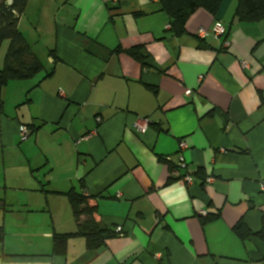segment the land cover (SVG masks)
<instances>
[{
  "label": "crops",
  "instance_id": "obj_1",
  "mask_svg": "<svg viewBox=\"0 0 264 264\" xmlns=\"http://www.w3.org/2000/svg\"><path fill=\"white\" fill-rule=\"evenodd\" d=\"M38 9L48 51L36 41L33 51L44 70L2 93L0 168L13 190L40 194L18 203L22 214L29 205L50 218L41 233L11 234L23 243L0 250V264H264V22L240 23L235 0L217 14L198 10L183 34L159 0H43ZM139 119L151 122L143 134ZM70 192L93 216L75 219ZM13 200L7 192L0 207ZM91 221L116 236L96 250L71 238L54 255L55 234ZM239 223L252 233L245 241ZM39 235L47 243L36 245Z\"/></svg>",
  "mask_w": 264,
  "mask_h": 264
},
{
  "label": "trees",
  "instance_id": "obj_2",
  "mask_svg": "<svg viewBox=\"0 0 264 264\" xmlns=\"http://www.w3.org/2000/svg\"><path fill=\"white\" fill-rule=\"evenodd\" d=\"M28 1L8 0L2 5L0 11V25L2 27L0 30V46L4 41L10 43L5 68L0 70V114L3 113L2 93L8 84L13 81L31 79L44 70V65L18 28L20 18L26 12ZM235 1L237 2L235 16L240 23L258 24L264 22V0ZM159 2L163 11L171 18V30L176 34H183L187 21L195 12L206 10L211 14H217L225 0H159ZM140 51V49H132L127 53L140 60ZM50 56L55 57V52H51ZM32 129L33 132H37L39 128L33 127ZM29 134L32 135L30 128ZM66 196L72 206L76 220H79L85 214L93 216L95 208L89 206L84 196L76 192H70ZM212 220L215 219L208 221ZM234 231L243 241L252 235L243 223H239ZM79 236L86 239L89 249L96 250L102 247L107 240L114 238L116 234L99 228L91 221L80 226L79 231L75 234H55L53 238L54 255H64L68 241ZM260 236L264 239V231L260 233ZM4 238L5 231L0 228V244L3 243Z\"/></svg>",
  "mask_w": 264,
  "mask_h": 264
},
{
  "label": "rangeland",
  "instance_id": "obj_3",
  "mask_svg": "<svg viewBox=\"0 0 264 264\" xmlns=\"http://www.w3.org/2000/svg\"><path fill=\"white\" fill-rule=\"evenodd\" d=\"M8 0H0V11L1 7L3 4H5ZM43 0H32V3L29 5V8L27 9V14L25 17L22 18V20L19 21L18 23V28L21 33L25 35L27 38L28 43L30 46L33 48L35 43H38L39 50L43 48L46 53L48 50H46L45 47H48L44 45L46 42L43 41L44 38H41V34H43L41 26L36 22L37 15H38V5L42 4ZM2 29L0 25V30ZM38 30V31H37ZM41 33V34H40ZM40 34V35H39ZM36 41V42H35ZM35 42V43H34ZM44 42V43H43ZM37 45V44H36ZM35 45V49L37 51V47ZM10 43L9 41H4L1 46H0V70H3L5 68L6 64V57L8 53ZM38 50V51H39ZM37 51V52H38ZM40 53L39 60L43 58V54ZM19 177L25 184L30 183L29 177L26 175V173L19 172ZM24 174V175H23ZM17 179V180H20ZM13 178L11 176V173L6 171L3 172L2 168H0V198H4L6 193L9 192V197L14 198L13 201L15 203H9L7 207L1 208L0 207V228H3L5 231V238L2 244H0V250L2 252L7 251L9 247V243L11 244V241L13 244H17V242H22L23 243V238H18L16 236H11V234L15 233L16 230H23L22 228L24 227L25 230L28 228V231L30 228L36 229L37 233H41V229L44 228V218L48 219L50 216L48 211H34L31 206H26L25 209L28 210V212L25 210V214L23 215V206L18 204L19 202L23 203L31 200V198L37 199L40 194H35L31 193L29 194L27 192V189H21V190H13L14 188V183H13ZM15 192V193H13ZM33 194V195H32ZM20 214L24 217L23 221H20L21 217ZM34 223L38 224V227H32ZM45 229V228H44ZM43 243H47V239L42 237V235H39L36 238V245Z\"/></svg>",
  "mask_w": 264,
  "mask_h": 264
},
{
  "label": "built area",
  "instance_id": "obj_4",
  "mask_svg": "<svg viewBox=\"0 0 264 264\" xmlns=\"http://www.w3.org/2000/svg\"><path fill=\"white\" fill-rule=\"evenodd\" d=\"M225 32V29L224 27L221 25V24H218L217 27H216V35L217 36H221L223 35ZM200 36L202 37H207V34L205 31H200L199 32ZM245 68H247V64L244 63L243 64ZM192 92L191 91H188L187 92V95L188 96H191ZM151 122L147 119H144V120H138L135 124H134V129L136 130V132H138L139 134L140 133H144L148 130L149 126H150ZM23 139H27L28 136H30L29 134V131L27 128H24L23 130ZM188 148L187 144L183 141L181 142L180 144V151L182 152L183 150H186ZM180 152V153H181ZM175 165L178 167V168H186V164H185V159L183 156H181V154L178 155V158H177V161L175 162ZM186 180H188L190 183L192 182V178L191 177H187ZM263 190H264V185H263ZM206 214L203 212L202 216H205ZM117 233L120 234V235H123V231H122V228H117Z\"/></svg>",
  "mask_w": 264,
  "mask_h": 264
}]
</instances>
